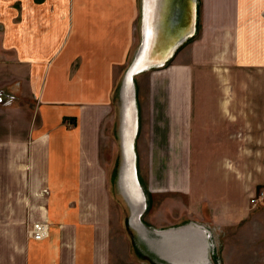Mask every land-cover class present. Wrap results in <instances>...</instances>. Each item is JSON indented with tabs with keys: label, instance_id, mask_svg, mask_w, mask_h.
I'll list each match as a JSON object with an SVG mask.
<instances>
[{
	"label": "crops",
	"instance_id": "1",
	"mask_svg": "<svg viewBox=\"0 0 264 264\" xmlns=\"http://www.w3.org/2000/svg\"><path fill=\"white\" fill-rule=\"evenodd\" d=\"M77 7L76 28L58 38L52 0H0V88L19 98L0 106V264H110L102 153L138 7ZM196 15L195 34L154 77L169 93L163 137L189 156L173 190L231 236L229 264H264V205H250L264 185V0H198ZM34 221L48 223L42 240L28 233Z\"/></svg>",
	"mask_w": 264,
	"mask_h": 264
},
{
	"label": "rangeland",
	"instance_id": "2",
	"mask_svg": "<svg viewBox=\"0 0 264 264\" xmlns=\"http://www.w3.org/2000/svg\"><path fill=\"white\" fill-rule=\"evenodd\" d=\"M35 1L39 3L43 0ZM52 1L57 4L59 10L52 13V21L49 18V33H53L52 22L56 24L55 21L58 20H56V18L59 16V23L57 24L58 30L53 34L56 33L54 36H58V38H66L65 35L76 28L73 26H76L77 23V6L79 0ZM68 1L69 4L67 8L66 4ZM142 2L143 0H137L138 11L136 20L134 21V45L128 63L125 68L119 72L116 86L117 91H119L125 73L140 47ZM59 3L63 5L62 10L61 7L58 6L60 5ZM20 5L21 8H23L22 1ZM171 63L172 62H170L168 66L172 65ZM157 70V68L149 71L147 70L133 77L138 118V134L135 141L137 176L145 197V207L140 214L139 221L141 225L145 227L149 238L152 239V243L158 244L159 242L160 246L165 243L160 241L161 236L157 234V232L195 222L201 225L200 229L205 232L203 235H200L194 231V229H191L192 231L188 230L181 234H177V238L180 241L177 240L176 243L177 246H181V251H178L180 256H183L187 247L193 248L192 246H185L186 242L192 241L190 237L193 236L194 239L197 240L194 241L195 244H198V241H200V245H208V256L211 264H229L226 260L227 258L225 259L223 256V248L224 250H228L227 253L231 256V259L234 258L233 256L236 253L234 251L235 246H226L228 244L226 239L229 235L224 238L223 235L219 233L220 231L218 228L211 225L204 218H196V211L199 209L196 208L194 204L190 203L188 194L179 195L181 193L173 190V184L180 179L179 175L188 174L189 156L174 154L170 144L171 140L163 137V127L159 121L165 119L164 115L167 107L164 105L169 93L167 89H163V85L158 87L154 83V77L156 76L155 72ZM6 72H8V74L10 73V71ZM0 95L3 98L0 102V106L7 107L11 105L10 103L19 99L18 94L14 92L11 87L9 89L0 88ZM156 98L158 101H155ZM159 99H164V104L161 103ZM121 114L122 104L121 101H119L114 111V121L111 120L114 125L111 123L110 129L108 130L109 134H107V144L102 153V159L106 161L107 173L111 181V186L109 188V214L108 220L105 223V228L108 232V235H106L108 242L107 249L103 252V255L110 260V264H172L161 258L141 235L140 231L132 225L131 207L121 187V167L123 166V149L120 135ZM166 125L167 124H165V126ZM181 180L183 181V179ZM186 182L188 183L187 178ZM230 244L235 245V243L231 242ZM160 254L164 255V251ZM247 256L250 255L247 254ZM197 257L196 251L190 252L189 258L193 259ZM232 262H236V259L234 258Z\"/></svg>",
	"mask_w": 264,
	"mask_h": 264
},
{
	"label": "bare ground",
	"instance_id": "3",
	"mask_svg": "<svg viewBox=\"0 0 264 264\" xmlns=\"http://www.w3.org/2000/svg\"><path fill=\"white\" fill-rule=\"evenodd\" d=\"M167 5V0H149L148 1V31H147V40L145 46V53L140 54L137 61L133 64L130 72L128 73L125 79V85L123 87V96L125 102V111L126 113V124H124V149L126 148V157L129 159V163L125 164L122 174V190L126 199L130 202L131 207V222L141 235L147 240V242L154 248L158 255L161 256L164 260L172 264H211L208 249L206 244H201L198 241V244H195L193 236L190 237L191 242H186L185 246L187 250L183 256H180L179 252L181 251V246H177V234H181L185 231H192L194 229L198 234L203 235L205 231L201 230V225L191 222L187 225H183L177 228H171L163 231L157 232L161 236L160 241L162 246L152 243V239L149 238L148 233L141 222L139 217L141 212H143L145 207V197L141 190L140 184L137 183V178L135 175L134 168V151H133V139L136 134L137 129V107L135 101V91H134V82L131 79L133 73L139 72L141 70H147L148 67L163 66L164 61L173 54V50L178 46L176 41L178 38H162V31L160 28L161 19L163 16L168 15L170 10ZM193 10H197V6H193ZM198 14V13H197ZM165 32V31H164ZM163 32V33H164ZM189 40V39H187ZM159 64V65H158ZM149 71V70H148ZM179 236V235H178ZM159 241V240H158ZM180 241V240H179ZM182 244V243H181ZM161 248V249H159ZM164 251V255L160 254ZM179 251V252H178ZM196 251L197 258H189L190 252Z\"/></svg>",
	"mask_w": 264,
	"mask_h": 264
},
{
	"label": "water",
	"instance_id": "4",
	"mask_svg": "<svg viewBox=\"0 0 264 264\" xmlns=\"http://www.w3.org/2000/svg\"><path fill=\"white\" fill-rule=\"evenodd\" d=\"M148 1L149 0H143L142 2V20H141V43L138 51L136 52L134 59L132 63L130 64L128 70L125 73L124 79L122 81V84L120 86V89L118 91L119 100L122 104V114H121V125H120V135H121V145L123 149V166L121 167V174H123V168L125 167V164L129 163L124 150V124H126V113L125 111V102H124V96H123V87L125 85V79L130 72L133 64L135 61H137L140 54L145 53V46H146V40H147V31H148ZM198 5V0H167V7L170 8L168 15L166 13V16H163V19H161L160 22V28L162 31L161 37L162 38H178L176 43H178V46L173 50V54H171L166 61H164L163 66L167 65V63L173 58L174 54L178 50L179 47H181L187 39L192 37L196 32V10H193V6ZM165 31V32H164ZM164 32V33H163ZM159 65V64H158ZM163 66H155L152 65V67H148L147 70L161 68ZM146 70V71H147ZM145 72V70H141L139 72L133 73L131 75V79L133 81L134 75ZM126 112V113H125ZM138 122V118H137ZM138 124V123H137ZM138 134V125L136 129V134L133 139V151H134V168H135V175L137 178V183L139 184L138 176H137V157H136V151H135V141ZM121 180L123 183V179L121 176ZM121 183V187H122ZM126 198V197H125ZM127 200V199H126ZM128 201V200H127ZM129 205L130 202L128 201Z\"/></svg>",
	"mask_w": 264,
	"mask_h": 264
},
{
	"label": "built area",
	"instance_id": "5",
	"mask_svg": "<svg viewBox=\"0 0 264 264\" xmlns=\"http://www.w3.org/2000/svg\"><path fill=\"white\" fill-rule=\"evenodd\" d=\"M0 95V102L2 101ZM252 206L264 205V185L258 188V190L252 195L251 199ZM30 236L37 240H42L48 235V223L46 221H34L28 229Z\"/></svg>",
	"mask_w": 264,
	"mask_h": 264
}]
</instances>
